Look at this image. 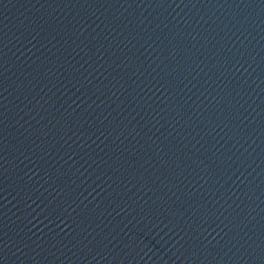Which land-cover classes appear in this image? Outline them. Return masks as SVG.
Segmentation results:
<instances>
[{"label": "water", "instance_id": "obj_1", "mask_svg": "<svg viewBox=\"0 0 264 264\" xmlns=\"http://www.w3.org/2000/svg\"><path fill=\"white\" fill-rule=\"evenodd\" d=\"M0 264H264V0H0Z\"/></svg>", "mask_w": 264, "mask_h": 264}]
</instances>
